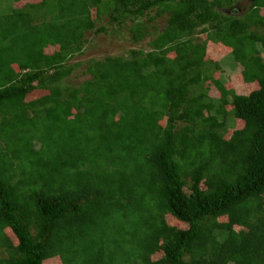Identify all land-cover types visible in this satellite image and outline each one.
I'll use <instances>...</instances> for the list:
<instances>
[{
    "label": "trees",
    "instance_id": "trees-1",
    "mask_svg": "<svg viewBox=\"0 0 264 264\" xmlns=\"http://www.w3.org/2000/svg\"><path fill=\"white\" fill-rule=\"evenodd\" d=\"M102 15L151 48L70 84ZM263 51L264 0L0 8V264H264Z\"/></svg>",
    "mask_w": 264,
    "mask_h": 264
},
{
    "label": "rangeland",
    "instance_id": "rangeland-1",
    "mask_svg": "<svg viewBox=\"0 0 264 264\" xmlns=\"http://www.w3.org/2000/svg\"><path fill=\"white\" fill-rule=\"evenodd\" d=\"M32 2H34V0H0V8H3L4 6L22 7L25 4ZM95 16H97V13L95 14ZM168 16L169 14H164L163 16L157 17L155 20L149 22V27L151 29H153V27L162 29L166 24V20ZM101 18L102 19L100 20V22L97 23L96 27L98 28L101 25H106L108 28V32L97 33L96 28L87 32V34L85 35V40H86L85 49H84L85 51L82 54H78L76 58L73 60V61H80L82 62V64L68 79V82L70 84L78 85L79 83L83 82L84 80L90 77V75L86 73V68H87V64L91 59L103 58L106 55H121L128 52L132 48H136L138 50L140 48H144L145 50H149L151 48L148 43V40L147 41L145 40L140 44L133 43V41L131 40L132 34L129 30L130 21L123 28H117L116 25H110L108 23V19H109L108 17L102 15ZM144 21L147 22V17H144ZM216 51L217 52L210 50V52L213 53L214 55L210 53V56H208V58H210L211 56H215V58L218 61H220V63L222 62L221 64L223 65V70H224L223 78L227 79L228 78L227 75L229 73L232 74L233 72H235L234 71L235 69L233 68L232 65H230L232 64V62L229 63L228 60L229 57L227 56L226 58H224L225 54L222 53L223 51H218V50ZM217 93H218L217 90L212 88L211 94L217 95ZM37 94L38 93L35 94L33 93L31 97H29L28 99L36 98L38 96ZM188 192H190V190ZM166 218L170 224L174 223L171 216H166ZM44 264H62V263L60 260H57V262L55 263H53L52 261H47Z\"/></svg>",
    "mask_w": 264,
    "mask_h": 264
},
{
    "label": "clouds",
    "instance_id": "clouds-1",
    "mask_svg": "<svg viewBox=\"0 0 264 264\" xmlns=\"http://www.w3.org/2000/svg\"><path fill=\"white\" fill-rule=\"evenodd\" d=\"M231 9H232V12H236V13H241L243 11V8L241 6H238V5H237V7H233Z\"/></svg>",
    "mask_w": 264,
    "mask_h": 264
}]
</instances>
